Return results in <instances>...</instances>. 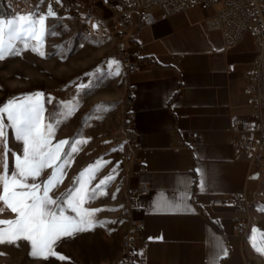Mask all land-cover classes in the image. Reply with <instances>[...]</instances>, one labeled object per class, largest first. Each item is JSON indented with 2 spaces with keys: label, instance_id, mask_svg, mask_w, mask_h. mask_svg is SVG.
I'll use <instances>...</instances> for the list:
<instances>
[{
  "label": "crops",
  "instance_id": "1",
  "mask_svg": "<svg viewBox=\"0 0 264 264\" xmlns=\"http://www.w3.org/2000/svg\"><path fill=\"white\" fill-rule=\"evenodd\" d=\"M96 10L108 13L99 2ZM152 14L155 21L147 25L133 12L125 26L127 51L141 61L139 71L126 76L119 58H109L103 71L112 78V88L96 91L90 98L80 86L51 93L45 112L55 128L63 129L53 144L78 138L88 142L73 154L63 182L50 195L60 197L75 187L73 178L98 160L107 163L96 172V181L119 164L112 184L104 190L107 198L98 196L85 207L103 209L96 219H128V182L123 176L131 165L124 159L128 148L121 133V114L130 89L139 133L136 159L144 167H133L137 175L130 186L146 184L150 188L137 197V209L132 213L144 225L135 251L150 264H210L213 260L215 264L255 260L259 264L264 255L253 248L250 237L254 235L257 246H264V176H259L248 155L234 153L235 136L229 131L231 118L251 109L243 92V73L252 68L256 56L252 32L246 30L235 45L225 49L220 32L205 25L206 17L213 14L211 8L162 18L161 10L153 7ZM113 60L119 63V75L113 74L114 65L109 67ZM65 103L71 108L70 115ZM97 105L103 107L97 109ZM187 131H198L200 141L186 137ZM198 169L203 173V190ZM51 171L46 169L42 176ZM231 193L242 195L257 217L244 237L234 230L233 207L211 205L213 199ZM159 201L180 207L157 211ZM218 244L227 249L226 256L216 258ZM121 256L122 251L116 259Z\"/></svg>",
  "mask_w": 264,
  "mask_h": 264
},
{
  "label": "snow or ice",
  "instance_id": "2",
  "mask_svg": "<svg viewBox=\"0 0 264 264\" xmlns=\"http://www.w3.org/2000/svg\"><path fill=\"white\" fill-rule=\"evenodd\" d=\"M55 15L51 5L44 14L13 12L7 16L0 15V60L19 54L18 43L24 48H28L31 43L32 51L44 56L40 47L45 36L57 34L47 28L46 20ZM113 65V74L119 75V63L113 60L109 67ZM80 87L83 88L84 85ZM43 100L44 94L35 92L13 98L0 107V214L6 211L15 214L13 219H0V244L14 245L17 241L25 240L31 246V257H56L64 261L67 258L55 251L58 241L91 231L106 223L96 219V213L103 209H91L85 205L106 194L104 188L114 179L119 164L95 186H91V183L96 178V172L107 162L98 160L88 165L73 178L75 187L67 189L60 197L53 198L50 193L63 182L65 169L70 166L73 154L78 152L80 145L88 141L78 138L70 142L62 139L53 144L56 124L51 119L46 122ZM64 107L70 115V106L65 103ZM96 107L99 109L103 106ZM9 129L14 133L15 140L22 144V153L14 155L11 169L10 150L7 148ZM46 169L52 171L45 179L40 180ZM197 171L201 173L203 190V173L199 169ZM155 207L157 211L176 210L180 205L159 201ZM252 231L256 233L258 230L254 228ZM250 240L253 248L264 255V246H257L254 235ZM217 248L219 252L216 253V258L227 255V249L222 245L218 244ZM210 264H215V260L210 261Z\"/></svg>",
  "mask_w": 264,
  "mask_h": 264
},
{
  "label": "built area",
  "instance_id": "3",
  "mask_svg": "<svg viewBox=\"0 0 264 264\" xmlns=\"http://www.w3.org/2000/svg\"><path fill=\"white\" fill-rule=\"evenodd\" d=\"M13 12L32 8L34 5H44L48 10L51 5L56 15H67L82 22L85 35L98 38H110L120 60L123 73L127 76L140 70L141 61L133 58L127 51L124 40L125 26L130 14L135 12L143 24H152L155 18L152 8L161 10V17L167 18L184 10L211 8L213 14L206 17L205 25L210 30H218L225 49L235 45L251 25V32L256 50V56L251 69L243 73V92L250 112L246 115L231 118V134L235 136L233 151L235 154H246L251 165L260 177L264 175V115L261 87V66L264 63V0H0ZM96 2L108 13L96 10ZM97 25V27H94ZM131 90L128 89L122 104L121 133L128 150L124 159L131 166L127 172V202L129 203V221L127 225L126 251H122L119 259L106 260L101 264H150L145 257L135 251L138 243V233L144 225L132 217L137 209V197L145 195L150 188L146 184L130 186L131 179L137 175L135 165L143 170V165L137 161L139 149L137 142L138 128L136 115L131 105ZM186 137L193 142L200 141L198 131L185 132ZM211 205L216 208L231 206L236 212L232 217L235 232L244 237L257 222V217L251 211L252 205L240 194L231 193L224 198H215ZM131 214V215H130ZM247 264H256L248 261Z\"/></svg>",
  "mask_w": 264,
  "mask_h": 264
},
{
  "label": "rangeland",
  "instance_id": "4",
  "mask_svg": "<svg viewBox=\"0 0 264 264\" xmlns=\"http://www.w3.org/2000/svg\"><path fill=\"white\" fill-rule=\"evenodd\" d=\"M28 12L44 14L47 10L44 5L37 4L19 13ZM11 13L13 11L0 1V15L7 16ZM46 26L57 34L45 36L40 47V51L45 53L44 56L32 51L31 43L28 48L18 43L19 54L9 55L0 60V107L13 98L41 92L44 94L43 103L47 110L51 93L62 91L69 86L79 88L83 84L89 98L95 97L96 91L114 86L112 78L103 71L107 59L118 60L110 38L85 35L82 22L67 15L48 17ZM251 28L250 25L247 30ZM126 44L129 45L128 42ZM45 118H51L47 112H45ZM113 118L112 116V120ZM5 123H7L6 120ZM55 132L54 138H60L63 129L55 128ZM7 148L10 150L11 169L14 164V155L22 153V144L15 140L11 129L8 130ZM126 176L124 172V181H127ZM45 178L46 176H42L40 180ZM97 183L99 181L95 179L91 186ZM106 198L107 194H105ZM261 199H264V192H262ZM127 205L129 212L128 202ZM14 217L15 214L10 211L0 214V219H13ZM97 220L106 223L103 226H96L91 231L78 233L73 237H64L57 242L55 251L67 258L64 261L56 257L33 258L29 255L31 250L29 242L20 240L14 245L0 244V264H101L103 261L116 259L121 255L122 241L127 235L129 215L128 219ZM254 262L257 264L256 260ZM259 264H264V259Z\"/></svg>",
  "mask_w": 264,
  "mask_h": 264
},
{
  "label": "bare ground",
  "instance_id": "5",
  "mask_svg": "<svg viewBox=\"0 0 264 264\" xmlns=\"http://www.w3.org/2000/svg\"><path fill=\"white\" fill-rule=\"evenodd\" d=\"M263 72H264V63H263V66H261V87H262L263 115H264V74ZM126 239H127V235L122 241V251H126Z\"/></svg>",
  "mask_w": 264,
  "mask_h": 264
}]
</instances>
